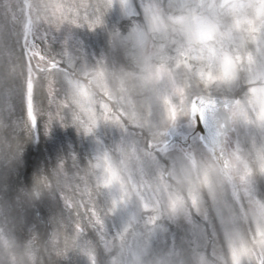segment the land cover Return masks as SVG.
Returning a JSON list of instances; mask_svg holds the SVG:
<instances>
[{
  "label": "clouds",
  "instance_id": "obj_1",
  "mask_svg": "<svg viewBox=\"0 0 264 264\" xmlns=\"http://www.w3.org/2000/svg\"><path fill=\"white\" fill-rule=\"evenodd\" d=\"M29 79L44 134L95 148L13 189ZM0 174V264H264V0H0Z\"/></svg>",
  "mask_w": 264,
  "mask_h": 264
},
{
  "label": "rangeland",
  "instance_id": "obj_2",
  "mask_svg": "<svg viewBox=\"0 0 264 264\" xmlns=\"http://www.w3.org/2000/svg\"><path fill=\"white\" fill-rule=\"evenodd\" d=\"M139 10V4H137V11ZM112 22H117L121 24H127L129 23V20L123 16L120 15L119 12L114 13L112 16ZM77 34L79 36L78 39H74L73 37ZM71 37L78 43V47L71 48L70 50L74 54H80V49L83 50V53L87 55L89 58L92 56L98 55L100 52H102L104 48V36L102 33L98 34H90L86 31H79L75 33ZM59 40L65 39L64 36H61L58 38ZM78 40V41H77ZM42 41H37L39 43ZM38 75V72H37ZM45 90H47V85H45ZM35 105L38 103V101H35ZM37 108V107H36ZM25 109H26V97H25ZM27 113V112H26ZM28 118V116H27ZM183 130H188V132H191L193 130L192 126H183ZM34 135H36L35 139L32 142H29L24 150L22 162L16 165L15 170L11 173V175L8 177V182L10 186L15 189L20 186L27 185L31 182L33 173L38 171L39 169L47 168L50 166H53L55 162L60 159L61 156H67L68 149L66 148L67 142L66 139H71V143H75L78 156L80 157L81 161L83 162V159L86 155L90 153V151L94 150L95 144L94 142L89 139L85 140L80 136V139L77 137V133H70V138L67 137V135L61 136V142L64 145L65 154L62 155L56 154V152H51L49 147L50 146H57L55 143V136L53 135V142L51 144L44 145L43 140L39 136L38 133H36L34 130ZM119 131L117 129H105L101 132V137L104 139L105 143H111L113 140L119 138ZM46 140V138H43ZM59 148V147H58ZM2 175V174H0ZM69 203H71L69 201ZM53 213V209L49 206H40L36 209L32 210V217L34 219V222H39L41 220H46L49 216H51ZM182 235V233L178 232L177 230H173L172 237L168 241V243H172L174 240L178 238V236ZM72 264H80L79 260H73Z\"/></svg>",
  "mask_w": 264,
  "mask_h": 264
},
{
  "label": "snow or ice",
  "instance_id": "obj_3",
  "mask_svg": "<svg viewBox=\"0 0 264 264\" xmlns=\"http://www.w3.org/2000/svg\"><path fill=\"white\" fill-rule=\"evenodd\" d=\"M37 55H39V53H36ZM41 59H43V57H40ZM52 67H55V65L53 64ZM28 115L31 118V120L33 121V123L36 122V117L32 115V109H33V105H32V81L31 79H29L28 81ZM97 223H101V221L99 220V217H97Z\"/></svg>",
  "mask_w": 264,
  "mask_h": 264
}]
</instances>
